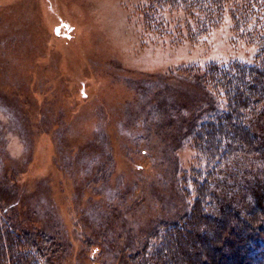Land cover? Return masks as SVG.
Listing matches in <instances>:
<instances>
[{
  "label": "rangeland",
  "instance_id": "1",
  "mask_svg": "<svg viewBox=\"0 0 264 264\" xmlns=\"http://www.w3.org/2000/svg\"><path fill=\"white\" fill-rule=\"evenodd\" d=\"M147 2L0 0V215L53 238L52 264H131L187 213L199 164L186 122L212 108L191 69L256 60L229 14L194 37ZM250 128L262 154L222 169L213 209L264 194V111Z\"/></svg>",
  "mask_w": 264,
  "mask_h": 264
},
{
  "label": "trees",
  "instance_id": "2",
  "mask_svg": "<svg viewBox=\"0 0 264 264\" xmlns=\"http://www.w3.org/2000/svg\"><path fill=\"white\" fill-rule=\"evenodd\" d=\"M147 3L160 23L162 11L180 13L182 26L188 27L189 33H196L194 37L207 33L229 14L236 36L256 47L257 55L252 64L233 62L210 65L204 70L191 69L200 74L208 92L205 103L210 102L212 108L200 125L196 122L205 108L194 120L186 122L189 127L184 136L197 151L199 164L181 189L182 197L191 203L190 209L178 221L156 228L142 250L130 257L131 264H175L180 233V264H264V194H258L259 200L250 209L220 203L213 209L217 199L214 184L222 169L263 151L260 137L250 128V120L264 111V0ZM215 102L222 107L213 108ZM4 197L7 196L0 190V208ZM3 216L0 215V264H52L57 252L53 238L41 231L22 229Z\"/></svg>",
  "mask_w": 264,
  "mask_h": 264
}]
</instances>
